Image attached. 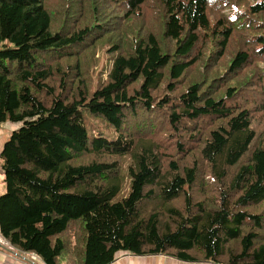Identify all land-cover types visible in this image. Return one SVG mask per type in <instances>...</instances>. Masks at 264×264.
<instances>
[{
  "label": "trees",
  "instance_id": "obj_1",
  "mask_svg": "<svg viewBox=\"0 0 264 264\" xmlns=\"http://www.w3.org/2000/svg\"><path fill=\"white\" fill-rule=\"evenodd\" d=\"M6 123L15 250L264 264V0H0Z\"/></svg>",
  "mask_w": 264,
  "mask_h": 264
},
{
  "label": "crops",
  "instance_id": "obj_2",
  "mask_svg": "<svg viewBox=\"0 0 264 264\" xmlns=\"http://www.w3.org/2000/svg\"><path fill=\"white\" fill-rule=\"evenodd\" d=\"M17 128L14 124L6 123L0 126V155L5 143L10 138L11 133ZM6 186L4 183L2 165L0 160V195L4 194ZM0 264H44L40 258L34 254L24 253L12 248L0 235ZM113 264H196L176 261L167 256H133L129 253H119ZM212 264V263H198Z\"/></svg>",
  "mask_w": 264,
  "mask_h": 264
},
{
  "label": "rangeland",
  "instance_id": "obj_3",
  "mask_svg": "<svg viewBox=\"0 0 264 264\" xmlns=\"http://www.w3.org/2000/svg\"><path fill=\"white\" fill-rule=\"evenodd\" d=\"M85 119H86V127L88 129V132L90 134V137H94L95 135L103 134L104 137H106L109 140L114 139V132L113 130L107 126L106 123H104L102 120L98 118H94L87 114V112H84ZM128 163H125L123 165V174H122V191L117 195L116 202L121 201L125 198H127L130 194L131 190V177L128 175Z\"/></svg>",
  "mask_w": 264,
  "mask_h": 264
}]
</instances>
